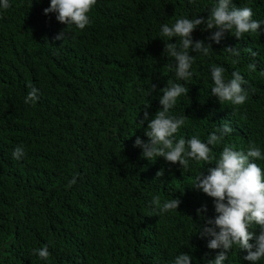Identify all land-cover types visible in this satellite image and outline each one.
I'll use <instances>...</instances> for the list:
<instances>
[{"label":"trees","instance_id":"obj_1","mask_svg":"<svg viewBox=\"0 0 264 264\" xmlns=\"http://www.w3.org/2000/svg\"><path fill=\"white\" fill-rule=\"evenodd\" d=\"M9 3L0 7V264H173L180 253L192 264L214 260L219 250L198 235L206 219L197 210L206 206L203 217L214 219L215 202L194 185L215 161H190L184 171L163 157L142 158L135 141H149L145 108L149 120L162 110L161 90L171 80L189 89L170 110L188 117L177 140L206 142L228 122L231 134L212 147L216 158L225 146L246 150L250 142L264 153V24L241 39L227 32L219 44L209 39L216 29L198 26L194 42L211 43L213 51L191 52L192 77L183 81L164 54L161 26L182 17L207 20L216 0H97L90 24L69 26L64 41L55 37L67 25L44 14L50 0ZM233 5L251 7L253 19L264 21V0ZM236 46L239 57L224 51ZM213 65L225 69L226 80L238 71L247 81L243 105L212 96ZM29 84L39 99L26 104ZM18 145L26 153L20 160L12 155ZM255 162L264 168V160ZM154 196L161 205L182 203L158 213ZM43 246L47 259L33 254ZM245 253L234 247L225 264H249Z\"/></svg>","mask_w":264,"mask_h":264},{"label":"clouds","instance_id":"obj_2","mask_svg":"<svg viewBox=\"0 0 264 264\" xmlns=\"http://www.w3.org/2000/svg\"><path fill=\"white\" fill-rule=\"evenodd\" d=\"M97 0H50V7L44 10V14H56V19L67 28L55 37L58 41H64L68 34L69 26L74 25L79 30H84L90 24V12ZM231 6V7H230ZM0 7H11L9 0H0ZM251 7L236 8L233 0H216L211 8L207 20L202 17L180 18L171 26H161V37L165 42L164 54L175 59V75L177 80L187 81L192 77L191 67L195 61L190 53L195 52L209 55L212 44H205L202 40H193V32L200 25H205V31L216 29L209 37L211 41L219 44L225 33L231 32L237 39L245 34L257 33L264 21L253 19ZM173 38H178L177 43H172ZM225 52L233 57L240 56V50L236 47H226ZM247 51L251 52V49ZM255 56V53H251ZM236 62L235 60L233 61ZM249 71H255V63L248 65ZM225 69L222 66L211 67L214 86L211 89L212 96L218 98L223 105L229 102L233 105H243L247 100V90L244 85L247 81L237 71L232 73V78L226 80ZM264 75V73H261ZM29 92L25 103H35L39 99V90L32 84L28 85ZM155 91V85H152ZM160 104L162 110L157 111L154 118L149 120V113L145 108L144 120H148L146 136L149 141L145 143L137 138L135 146L142 148V158L155 161L163 157L170 164H179L184 171L189 168L190 161L205 162L209 165L215 161V167L207 169L208 174L201 172L196 177L195 189L213 198L216 217L206 218L203 213L207 211L205 206L198 209V215L206 219V224L199 226V236L203 239L209 237L207 247L211 250H219L215 259L207 261V264H225L229 259V253L234 247L246 252L240 257L249 264H258L264 260V168L255 161L264 160V153L255 142H250L246 150H235L233 146H225L219 157L213 155L212 147L220 144L226 135L231 134L232 128L228 122L212 132L207 141L193 136L190 139H176V134L185 125L188 117L174 116L170 110L176 105L178 98L188 95L189 89L180 83L171 80L161 90ZM144 121L140 124L143 125ZM13 158L22 159L26 153L23 145H18L12 152ZM163 170L157 173L160 177ZM76 183L73 179L68 185ZM182 201L179 198L166 200L161 205L159 196H154L151 204L158 213H167L178 210ZM191 218V217H190ZM259 229V232L255 229ZM41 259L50 256L47 246L33 251ZM173 264H192V257L187 253H180L174 258Z\"/></svg>","mask_w":264,"mask_h":264}]
</instances>
